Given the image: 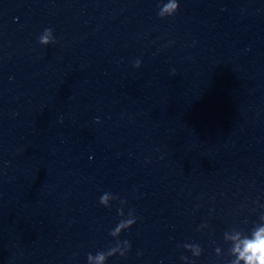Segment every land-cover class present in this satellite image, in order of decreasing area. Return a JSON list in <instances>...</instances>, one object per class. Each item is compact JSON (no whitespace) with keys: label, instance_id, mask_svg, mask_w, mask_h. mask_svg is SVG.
Instances as JSON below:
<instances>
[{"label":"clouds","instance_id":"clouds-1","mask_svg":"<svg viewBox=\"0 0 264 264\" xmlns=\"http://www.w3.org/2000/svg\"><path fill=\"white\" fill-rule=\"evenodd\" d=\"M178 9V0H166V2L161 0L158 4L157 15L163 19L173 16ZM38 40L41 45L55 43L53 29L45 28L43 33L38 37ZM140 64L141 62L137 60L134 66L139 68ZM115 200H119L120 206L117 208V215L121 219L109 232L114 243L106 250L97 251L95 255L89 253L87 264H107L110 258L117 255L125 257L131 250V243L128 240H120L119 237L123 231L130 229L136 223L135 210L129 208L127 215H125L124 207L127 202L119 199L118 196L111 192H105L99 197V203L104 207H110V202ZM223 239L230 245L228 255L232 259L229 260L228 264H264V214L259 217V223L251 229L250 233L245 234L243 231L233 228L230 232L224 233ZM183 248L191 252L193 257H200L202 254V248L194 243H186L183 245ZM215 252L217 256H220L222 249L217 247ZM180 259L185 264H192L187 256H181Z\"/></svg>","mask_w":264,"mask_h":264}]
</instances>
